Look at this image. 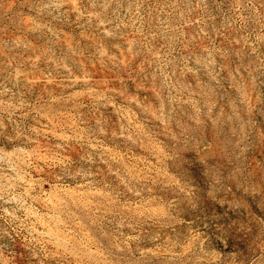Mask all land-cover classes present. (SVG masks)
Returning <instances> with one entry per match:
<instances>
[{
  "label": "clouds",
  "instance_id": "obj_1",
  "mask_svg": "<svg viewBox=\"0 0 264 264\" xmlns=\"http://www.w3.org/2000/svg\"><path fill=\"white\" fill-rule=\"evenodd\" d=\"M50 261L264 264V0H0V264Z\"/></svg>",
  "mask_w": 264,
  "mask_h": 264
},
{
  "label": "rangeland",
  "instance_id": "obj_2",
  "mask_svg": "<svg viewBox=\"0 0 264 264\" xmlns=\"http://www.w3.org/2000/svg\"><path fill=\"white\" fill-rule=\"evenodd\" d=\"M87 67L90 71L95 73V79L100 81L102 84H106L107 81L110 79V74H107L104 71L100 70L98 65L95 67H93L92 65H88ZM136 67H137V70H139V65H136ZM128 85H129L130 92L138 91L141 99H143L144 97H154L155 95L154 93L150 91L146 92L144 89H137L136 85L132 81H129ZM108 112L111 114L110 118L113 121H116L118 123L119 122L118 117L114 113L111 106L109 107ZM128 115H129L128 113H125L126 122L131 123L130 120H127ZM133 119H135V117H133ZM108 147H111V145H108ZM78 152H79L78 148L72 152L73 158H78V155H77ZM154 153L155 154L159 153L158 145L153 144V143L142 145L138 148H135L133 152L129 153L130 159L126 162L129 164V166L135 168L136 170H141L144 168L145 164H148L150 166L152 163L155 162L156 155H154ZM121 155L123 154L121 153ZM161 179H164V178L161 177ZM44 187L47 190L48 186L45 185ZM161 195H163V193ZM209 210L211 211V208ZM17 249L18 251H23V249L19 247V243L17 244ZM48 264H55V261H50L48 262Z\"/></svg>",
  "mask_w": 264,
  "mask_h": 264
}]
</instances>
